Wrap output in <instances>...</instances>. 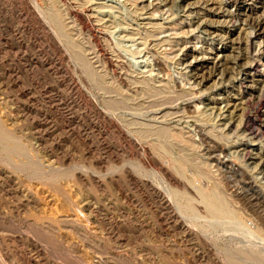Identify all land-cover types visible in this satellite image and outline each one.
Listing matches in <instances>:
<instances>
[{
    "label": "rangeland",
    "instance_id": "1",
    "mask_svg": "<svg viewBox=\"0 0 264 264\" xmlns=\"http://www.w3.org/2000/svg\"><path fill=\"white\" fill-rule=\"evenodd\" d=\"M76 1L0 0V264H264V234L212 215L197 170L201 125L229 145L222 175L264 192V0Z\"/></svg>",
    "mask_w": 264,
    "mask_h": 264
},
{
    "label": "bare ground",
    "instance_id": "2",
    "mask_svg": "<svg viewBox=\"0 0 264 264\" xmlns=\"http://www.w3.org/2000/svg\"><path fill=\"white\" fill-rule=\"evenodd\" d=\"M78 1V0H77ZM76 1V2H77ZM84 3V2H83ZM56 5V4H55ZM89 5V4H88ZM89 8V7H88ZM85 9V8H84ZM102 9L103 8H101V6L100 5H96L95 7H94V12L95 13H98V12H100L99 10H101L102 11ZM221 9V8H220ZM56 10H58V8L57 9H55V11ZM139 10V9H138ZM80 12V11H79ZM59 13H60V11H59ZM59 13H57L58 15H59ZM86 13V12H85ZM52 14V13H51ZM98 14H100V13H98ZM58 15H56L58 18V22H60L61 23V25H62V18L63 17H61V16H58ZM92 15H94V14H92ZM102 15V14H101ZM97 16V18L95 19V21H96V23H98L97 25H99L100 27H102L103 25H105V23H104V21H105V19H104V21L102 20V18H100V16L99 15H96ZM103 16V15H102ZM93 18L95 17V15L94 16H92ZM89 18V17H88ZM53 19V18H52ZM74 19V18H73ZM54 20V19H53ZM67 20H69V19H67ZM93 20V19H92ZM69 22V21H68ZM67 22V23H68ZM106 23H107V21H105ZM211 22V21H210ZM57 23V22H56ZM70 23V22H69ZM108 24V23H107ZM112 24V23H111ZM114 24V23H113ZM66 25V24H65ZM72 24H70V26H71ZM94 25V24H93ZM148 25L150 26V27H148V29H147V31L149 32V33H151V34H154L155 32H157L158 30H160V29H162L163 27V25L162 24H159V23H153V22H151V23H148ZM63 26V25H62ZM203 27H204V24L202 25ZM95 27V26H94ZM106 28H108V25H106L105 26ZM96 28V27H95ZM94 28V29H95ZM104 28V27H103ZM103 28H101L102 30H103ZM255 28H256V30L258 31V32H260V34H263L264 33V20H260V21H258L256 24H255ZM67 29V28H66ZM96 30V29H95ZM98 30V29H97ZM100 30V29H99ZM147 32V33H148ZM148 33V34H149ZM89 35V34H88ZM101 38V37H100ZM95 53V52H94ZM97 54H98V52H96ZM95 53V55H97ZM98 57H99V54L97 55ZM158 57V56H157ZM164 59V58H163ZM157 60V59H156ZM157 62V64L156 65H158L157 67L159 68V70L160 71H164L165 69V67H164V63L163 62H165L164 60L162 61L160 58L158 59V61H156ZM114 63V62H113ZM118 63V62H117ZM124 63H125V61H124ZM123 63V64H124ZM227 63V62H226ZM120 64V63H119ZM126 64V63H125ZM222 64V66L224 65L225 66V63L224 62H222L221 63ZM227 65V64H226ZM221 65H217L216 66V70H218L219 71V69L222 67ZM250 67H251V70H255L256 69V66H255V64L254 63H252V64H250ZM215 70V71H216ZM226 71V70H225ZM211 72V71H210ZM151 75V74H150ZM149 75V77H151ZM153 75V74H152ZM147 76V75H146ZM219 77V76H218ZM133 78V77H132ZM143 78V77H142ZM152 78V77H151ZM136 79V78H135ZM140 79V78H139ZM156 79V78H155ZM130 80V79H129ZM144 81V80H143ZM149 81V80H148ZM151 82H155V81H152V80H150ZM135 82V81H134ZM138 83V82H137ZM136 83V84H137ZM156 83V82H155ZM163 83V82H162ZM222 83V82H221ZM141 85H143V83H140ZM157 84V83H156ZM145 85V84H144ZM133 86V85H132ZM147 86V85H146ZM153 86V85H152ZM155 86H158V85H155ZM144 87V86H143ZM150 87V86H149ZM166 87V86H165ZM151 88V87H150ZM156 88H158V87H156ZM163 88V87H162ZM153 89V88H152ZM159 89V88H158ZM165 89V88H164ZM145 90L147 91V89L145 88ZM154 90V89H153ZM157 90V89H156ZM159 90H161V89H159ZM123 91V90H122ZM260 91H262V93H263V91H264V79H262V81H261V83H260ZM157 92V91H156ZM119 93V92H118ZM149 93V92H148ZM152 93V92H151ZM261 93V94H262ZM98 94V93H97ZM155 94V93H154ZM121 95V94H120ZM119 96V95H118ZM263 96V95H262ZM127 97V96H126ZM261 97V96H260ZM263 99V98H262ZM161 100V99H160ZM106 102V101H105ZM192 102V101H191ZM110 103V102H109ZM190 103V102H189ZM124 104V103H123ZM136 104V103H135ZM139 104V103H138ZM157 104V103H156ZM242 104V103H241ZM137 105V104H136ZM135 105V106H136ZM231 104L230 103H227V108H228V111L230 110L229 109V106H230ZM140 106H142L141 104H140ZM194 105H190V107L191 108H194L193 107ZM137 108H138V106H137ZM199 108V106H197L196 105V107H195V110L196 109H198ZM238 108V107H237ZM242 109H245V108H242ZM223 110V109H222ZM237 110H239V109H237ZM221 111V110H220ZM161 112V111H160ZM193 112H194V110H193ZM158 113V112H157ZM223 113V112H222ZM198 115V114H197ZM202 117H204L205 118V114L203 115L202 113L200 114ZM169 116V115H168ZM231 116V115H230ZM155 117V116H154ZM159 117H161V116H159ZM201 117V118H202ZM165 118V117H164ZM170 118V117H169ZM203 118V119H204ZM206 119V118H205ZM230 119V118H229ZM237 120V119H236ZM207 121H208V119H207ZM169 122V121H168ZM206 123V122H205ZM151 124V123H150ZM202 124H204V123H202ZM165 125H167V124H165ZM167 127V126H166ZM165 126H147V127H145L144 128V130L146 131V132H155L156 133V131H159V132H161L162 131V129H166V134H168V131L171 129V130H175V133H176V135L177 136H179V137H181L183 140H185V142H190L193 146H195V144H197V143H195L196 141L195 140H193V136H190V135H186L185 133L187 132V130H186V132L184 133V132H180V130H179V132L178 131H176L178 128L177 127H173V128H166ZM198 127V126H197ZM202 127H204V126H202ZM201 127V125L198 127V131H197V135L199 136V141L200 142H202V143H200V144H204V150L206 151V155H208V157L207 158H205L207 161L206 162H204L203 161V163L201 164V165H198L197 164V170H198V172H199V174H201V175H204L205 177L206 176H208L209 177V179H213L214 181H215V184H216V186H215V189L214 190H212V191H210V192H206V190L205 191H202L201 193H202V199L203 200H201V201H203L205 204H206V207L208 208V210L212 213V215L214 214V216H216V215H220V216H235L234 218L237 220V218L239 219V220H241V221H243V222H245L246 224L248 223V220H251V225H253V226H250V228L253 230V231H256L257 233H258V235H259V233H261L260 235H263L264 234V192H263V190L262 189H257L256 191L254 190V188L256 189L257 188V186H256V184L258 185V183L255 181V179H253L254 177H252L251 175H250V173H249V171H248V169H246L247 167L246 166H244V168L245 169H243V167L241 168H238V169H232V170H229V172L228 173H230V176H228L227 177V172L225 173L224 172V175H222L223 173V167H225V165H227V164H229V162L227 161V160H223V162H221V159H219V158H217V157H220V155H222V154H224L225 156H229V154H228V148H229V145H226L225 143H223L222 141V139H221V141L219 140V139H217V138H214V137H212V135H210V133H211V131L210 132H207L204 128H202ZM179 129H181V128H179ZM168 130V131H167ZM192 130H194V129H192ZM191 130V131H192ZM196 130V129H195ZM143 131V130H142ZM191 131H190V133H191ZM143 134H144V131L142 132ZM152 133V134H153ZM162 133V132H161ZM160 133V134H161ZM195 133V132H194ZM147 134V133H146ZM164 135V134H163ZM175 135V134H174ZM192 135H193V133H192ZM161 136V135H160ZM165 136V135H164ZM2 139L6 142V143H13V139L11 138V136H9V135H7V134H2ZM148 137V136H147ZM168 137H170V136H168ZM167 137V138H168ZM171 137H173V135L171 136ZM178 137V138H179ZM196 136H194V138H195ZM218 137V136H217ZM161 138V137H160ZM163 139H164V137H162ZM166 138V139H167ZM189 140H188V139ZM174 139V141H175V139H176V136H175V138H172V140ZM196 140H197V138H195ZM177 141H179V140H177ZM166 142V141H165ZM180 142V141H179ZM16 143V142H15ZM14 143V144H15ZM178 143V142H177ZM184 143V142H183ZM199 144V145H200ZM12 145V144H11ZM164 145V144H163ZM184 145H185V143H184ZM186 146H187V144H186ZM197 146V145H196ZM11 147H13V146H11ZM247 147V146H246ZM10 148V147H9ZM15 148H16V150H19V148H20V146H15ZM21 149H22V147H21ZM246 148H244V150H245ZM248 150V149H247ZM20 152V151H19ZM22 153V152H21ZM191 157H193V156H191ZM211 157H214V159H213V161H211L209 158H211ZM261 157V156H260ZM190 159V158H189ZM195 159V158H194ZM203 159V158H202ZM183 160H185V159H183ZM193 160V159H192ZM194 161V160H193ZM200 161V160H199ZM197 162V161H196ZM195 163V162H194ZM213 163L217 166V170H215L214 171V169H212V168H214L213 167ZM231 164V163H230ZM233 164V163H232ZM217 172V173H216ZM222 177H221V176ZM232 179V180H231ZM224 180L228 183V181H234L235 182V187H237V190H241V193H239L237 190H232V191H230L228 194L230 195V198L226 195L227 193H225L224 194V190H222V183L224 184ZM220 182H222V183H220ZM222 186H221V185ZM234 187V186H233ZM225 188V187H224ZM227 189V188H226ZM229 190H231L230 188H229ZM228 192V191H227ZM252 192V193H251ZM184 194V193H183ZM181 195V194H180ZM182 196H185V195H182ZM235 197V198H239V199H241V201L243 200V201H245V203H246V205H248V209H246L245 207V212H246V215H244V214H242L240 211H239V209H241V206H238L237 208H236V206L234 207L233 206V201L231 200V198L232 197ZM176 197V196H175ZM190 198V197H189ZM188 198V199H189ZM184 199V198H183ZM188 199H186V200H188ZM191 199V198H190ZM233 199V198H232ZM192 200V199H191ZM234 200V199H233ZM188 201H190V200H188ZM187 203V202H186ZM190 203H191V201H190ZM237 203H238V201H237ZM187 205H188V203H187ZM193 205V204H192ZM186 206V205H185ZM190 207V206H189ZM191 208V207H190ZM244 208L242 207V209L244 210ZM186 210V209H185ZM249 212V213H248ZM213 216V217H214ZM219 216V218H221ZM217 217V216H216ZM223 217V218H224ZM230 220V219H229ZM240 222V221H239ZM252 232V231H251ZM255 232V233H256ZM263 237V236H262ZM246 251V250H245ZM245 251H244V253H245ZM236 252V251H235ZM224 253V252H223ZM242 253V252H241ZM243 253V254H244ZM248 253H250L252 256H260V252H257V251H252V252H248ZM262 255H263V253H261ZM237 255V254H236ZM246 255V254H245ZM261 255V256H262ZM235 256V255H234ZM250 256V255H249ZM254 258V257H253ZM263 258V257H262ZM228 259V258H227ZM232 259V258H231ZM241 260V259H240ZM244 260V259H243ZM262 260V259H261ZM229 261V260H228ZM233 261V260H232ZM235 261V264H238V261L236 262V259L234 260ZM233 261V262H234ZM247 261V260H246ZM231 262V261H230ZM243 264H244V262L243 261H241ZM248 263H251V261L250 262H248ZM233 264V263H232ZM241 264V263H240ZM246 264H247V262H246ZM252 264V263H251Z\"/></svg>",
    "mask_w": 264,
    "mask_h": 264
}]
</instances>
